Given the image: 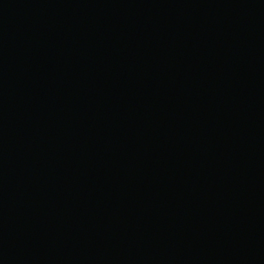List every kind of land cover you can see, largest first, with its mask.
I'll return each mask as SVG.
<instances>
[{"label":"water","instance_id":"1","mask_svg":"<svg viewBox=\"0 0 264 264\" xmlns=\"http://www.w3.org/2000/svg\"><path fill=\"white\" fill-rule=\"evenodd\" d=\"M0 264H264V0H0Z\"/></svg>","mask_w":264,"mask_h":264}]
</instances>
